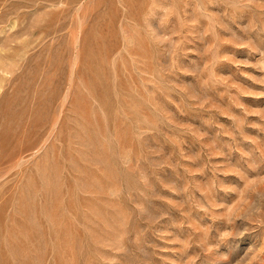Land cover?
I'll use <instances>...</instances> for the list:
<instances>
[{
	"label": "rangeland",
	"instance_id": "obj_1",
	"mask_svg": "<svg viewBox=\"0 0 264 264\" xmlns=\"http://www.w3.org/2000/svg\"><path fill=\"white\" fill-rule=\"evenodd\" d=\"M0 264H264V0H0Z\"/></svg>",
	"mask_w": 264,
	"mask_h": 264
}]
</instances>
